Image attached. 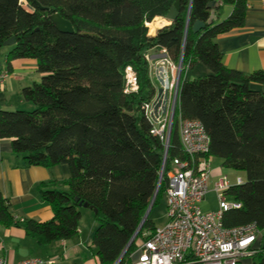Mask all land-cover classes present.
I'll list each match as a JSON object with an SVG mask.
<instances>
[{"label":"trees","instance_id":"16d2710c","mask_svg":"<svg viewBox=\"0 0 264 264\" xmlns=\"http://www.w3.org/2000/svg\"><path fill=\"white\" fill-rule=\"evenodd\" d=\"M23 1L0 0V49L13 37L8 62L34 59L42 76L21 90L31 110H0V139L10 138L26 165L66 164L70 176L38 185L53 213L47 221L16 219L0 192L1 226L21 227L42 244L71 239L78 233L81 202L96 209V264L118 260L159 181L164 147L151 134L141 105L154 94L144 54L164 48L173 62L181 58L183 71L168 160L153 205L165 194L170 159L184 157L178 119H196L209 135L208 155L244 176L227 190L242 207L226 212L224 225L254 222L264 229V95L250 87L264 83V70L245 74L227 68L216 42L219 34L243 26L246 0H179L177 17L154 35L148 34L147 23L166 17L176 0ZM211 1L213 9L208 8ZM224 4H231L232 12L214 20ZM53 12L71 23L72 33L57 30L48 18ZM197 20L204 26L194 33ZM198 61L210 73L183 80L186 67ZM127 65L137 73L136 92H124ZM155 227L148 215L119 264H129L137 241ZM252 260L264 264V248Z\"/></svg>","mask_w":264,"mask_h":264},{"label":"built area","instance_id":"2783aa9c","mask_svg":"<svg viewBox=\"0 0 264 264\" xmlns=\"http://www.w3.org/2000/svg\"><path fill=\"white\" fill-rule=\"evenodd\" d=\"M260 3L264 8V0ZM23 6H26L24 1ZM144 57L154 94L141 105V109L150 123L151 134L159 137L163 150H167L162 160L164 173L168 160V136L178 105L182 61L180 58L178 63L173 62L164 48L147 51ZM8 76V71L0 69V83L5 82ZM123 78L125 93L138 90V76L131 65L125 66ZM178 135L184 157L170 159L166 173L167 221L163 226H156L151 233H145L148 235L146 239L137 241L136 248L129 255V264H245L243 258H252L259 251L253 244L260 230L254 222L229 227L223 223L226 212L242 207L239 201L227 195L230 187L243 182L242 178L238 176L231 182L226 175L213 173L214 169L210 167L212 157L208 155L209 135L199 120L179 118ZM210 184L216 196L217 209L204 211L201 203L210 190ZM42 262L38 258L10 262L0 257V264ZM44 262L52 264L55 260Z\"/></svg>","mask_w":264,"mask_h":264},{"label":"crops","instance_id":"0c3cea01","mask_svg":"<svg viewBox=\"0 0 264 264\" xmlns=\"http://www.w3.org/2000/svg\"><path fill=\"white\" fill-rule=\"evenodd\" d=\"M232 9L231 4L222 5L218 15L213 14L214 20L225 19ZM156 18L163 20L161 27L170 23V20L163 16H156L152 21ZM155 33L151 34L150 29L148 31L150 35ZM216 42L222 53V62L227 68L245 74L264 70V8L260 0H246L243 26L219 34ZM9 49L10 47L6 46L0 49V69L9 72L5 82L0 83V110H31L33 104L22 98L21 90L25 86L38 82L42 74L37 71L34 59H13L8 62ZM197 63L194 67L200 65ZM204 66L198 68L202 76L210 73V70ZM188 74L189 72L186 73V78ZM250 87L264 95V83H251ZM216 170L214 169L213 173ZM69 176L70 172L66 164L51 167L26 165L23 155L13 152L11 139H0V192L8 199L10 211L16 219H33L41 222L50 220L53 217L52 210L48 203L40 198L38 185L53 180H66ZM90 211L93 210L80 208L78 233L74 237L47 244L38 243L35 238L26 235L21 227L0 225V257L10 262L38 258L43 261L40 264H46L44 261L48 259L55 260L52 264H96V258L95 261L88 258V249L93 247L92 236L96 222L88 233L85 232L82 224L83 217H87ZM253 247L264 248L262 230ZM250 264H253L252 258Z\"/></svg>","mask_w":264,"mask_h":264},{"label":"rangeland","instance_id":"374dc122","mask_svg":"<svg viewBox=\"0 0 264 264\" xmlns=\"http://www.w3.org/2000/svg\"><path fill=\"white\" fill-rule=\"evenodd\" d=\"M197 64H200V65H198L197 67L193 66L192 68H188L186 71L183 72V74H182L183 80H189V79L191 80V79L197 78L196 76L200 75V73L198 72L199 71L198 68H200V66H204V65H203V63H201L199 61ZM187 72H189V74L186 78L185 75ZM192 75H195V76H192ZM198 77H204V76L200 75ZM38 81H40V80H38ZM154 82H155V80H154ZM210 167L212 169H217L215 174H218V173L224 174L227 176V178L231 182H234L238 176L241 177L242 179H244V176L241 172L233 170L231 168L223 167L222 161L219 157L213 156L211 158ZM209 188H210V190L206 194L203 202L201 203V207L204 211H212V210L217 209L216 196L212 190L211 184H210ZM148 215H149V218L153 221L155 226H163L166 223L167 218H166V196H165V194H162L159 197L158 201L154 205L152 204ZM95 222L96 221L94 218V212L93 211H90V213L87 217H83L82 224L84 226V230L86 233H88L89 230L92 229ZM262 234L264 236V229L262 230ZM87 249H88V247H87ZM88 258H89V260L93 259L95 261V255H94L93 247L88 249ZM246 260H247V262H246ZM250 260H251L250 257L243 258V262L245 264H250Z\"/></svg>","mask_w":264,"mask_h":264},{"label":"water","instance_id":"95a60500","mask_svg":"<svg viewBox=\"0 0 264 264\" xmlns=\"http://www.w3.org/2000/svg\"><path fill=\"white\" fill-rule=\"evenodd\" d=\"M215 4H216L215 1L209 2L208 3V8L213 9ZM178 12H179V0H176L174 5L170 8L168 13L166 14V18L168 20L172 21V20H174L177 17ZM48 18L54 24V26L57 28L58 31L64 32V33H72L73 32V28H72L71 23L68 20H66L63 17H61L57 12H53V13L49 14ZM203 26H204V23L199 21V20H197V21H195L192 24L191 30H192V32L195 33V32H198L199 30H201L203 28ZM14 43H15L14 38L10 37V38L6 39L3 42V46H6V47L12 46ZM170 134H171V129H170V132H169L168 141L170 139ZM166 153H167V150H163L162 152H160L162 157L165 156ZM162 176H163V167L161 168V171H160V176H159V181H158V184H157V188H156V190L154 192V195L152 196V199H151V201L149 203V206H148L147 210L145 211V213L143 215V218H142L140 224L138 225L137 229L135 230L134 234L132 235L129 243L126 246V248L123 250L122 254L120 255V257L118 258V260L114 264H118L119 260L122 258V256L124 255L125 251L129 247L131 242L135 239V237L138 234L139 230L141 229L144 221L147 219L149 211L151 209V206H152V204H153V202L155 200V197H156V194H157V191H158L159 184H160V181L162 179ZM79 205L83 206L85 208L88 207V208L92 209L94 213L96 212L95 208H91L87 204H83L82 205V203L80 202Z\"/></svg>","mask_w":264,"mask_h":264},{"label":"bare ground","instance_id":"6f19581e","mask_svg":"<svg viewBox=\"0 0 264 264\" xmlns=\"http://www.w3.org/2000/svg\"><path fill=\"white\" fill-rule=\"evenodd\" d=\"M163 20L156 18L151 22H148L147 25L150 29L151 34L155 33L162 25Z\"/></svg>","mask_w":264,"mask_h":264}]
</instances>
